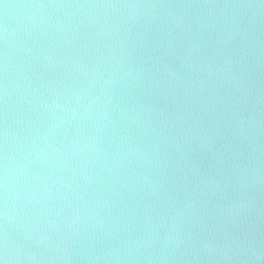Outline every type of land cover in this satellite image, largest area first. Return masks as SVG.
Instances as JSON below:
<instances>
[{
    "label": "water",
    "instance_id": "obj_1",
    "mask_svg": "<svg viewBox=\"0 0 264 264\" xmlns=\"http://www.w3.org/2000/svg\"><path fill=\"white\" fill-rule=\"evenodd\" d=\"M4 264H264V0H0Z\"/></svg>",
    "mask_w": 264,
    "mask_h": 264
},
{
    "label": "snow or ice",
    "instance_id": "obj_2",
    "mask_svg": "<svg viewBox=\"0 0 264 264\" xmlns=\"http://www.w3.org/2000/svg\"><path fill=\"white\" fill-rule=\"evenodd\" d=\"M0 264H3V260H0Z\"/></svg>",
    "mask_w": 264,
    "mask_h": 264
},
{
    "label": "clouds",
    "instance_id": "obj_3",
    "mask_svg": "<svg viewBox=\"0 0 264 264\" xmlns=\"http://www.w3.org/2000/svg\"><path fill=\"white\" fill-rule=\"evenodd\" d=\"M3 264H4V261H3Z\"/></svg>",
    "mask_w": 264,
    "mask_h": 264
}]
</instances>
